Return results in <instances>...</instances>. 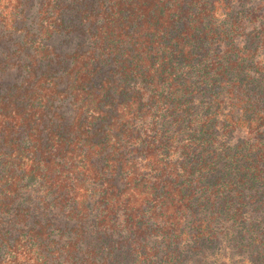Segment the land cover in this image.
Listing matches in <instances>:
<instances>
[{
  "label": "trees",
  "instance_id": "trees-1",
  "mask_svg": "<svg viewBox=\"0 0 264 264\" xmlns=\"http://www.w3.org/2000/svg\"><path fill=\"white\" fill-rule=\"evenodd\" d=\"M10 1L0 264H188L259 200L264 81L240 80L231 0H33L7 37Z\"/></svg>",
  "mask_w": 264,
  "mask_h": 264
},
{
  "label": "rangeland",
  "instance_id": "rangeland-1",
  "mask_svg": "<svg viewBox=\"0 0 264 264\" xmlns=\"http://www.w3.org/2000/svg\"><path fill=\"white\" fill-rule=\"evenodd\" d=\"M10 2V0H0V22L2 23L10 22L11 16L16 14H14L15 10ZM231 3V16L238 15L240 23L239 28L231 34L233 39H229V44H234V41L243 44L242 49L240 48L241 51H233L234 54H242L246 60L240 80L255 86L264 81V0H231ZM219 4L224 6L225 2L220 1ZM40 7L39 2L26 0L23 5L25 12L20 13L22 15L17 17L19 25L5 24L7 29L5 35L10 37L20 34L21 32L18 29L24 25V22L35 26ZM21 10L22 7L16 11L21 12ZM1 12H4V14H1ZM10 13H12L11 16ZM217 15L221 18L220 10L217 11ZM226 25H229V23ZM219 46L220 44L217 43L214 47V50L218 53H220L218 51ZM8 72L0 78V95L3 94L1 92L2 88L22 82L25 76V73L20 74L15 69L10 74ZM262 89V87H259L256 90L259 92L260 99L263 100L262 109L264 112V91ZM260 133L264 138V126L261 128ZM246 137H248L246 132L242 130L241 139L243 140ZM262 182V187L258 189L261 188L264 191V177ZM250 196L251 194L244 202H250ZM257 199L259 200L246 206L239 220L230 216H223L221 220H216L213 226L214 229L211 230L213 241L190 259L188 264H264V193ZM197 215L198 217H195V220L199 219L201 215L207 216L204 213H197ZM195 220H186L188 232L195 227ZM188 246L189 241L186 245L183 244L182 248L187 250Z\"/></svg>",
  "mask_w": 264,
  "mask_h": 264
}]
</instances>
